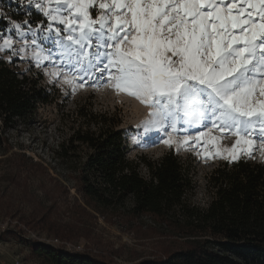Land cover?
Here are the masks:
<instances>
[{
	"label": "snow or ice",
	"instance_id": "6c2138e0",
	"mask_svg": "<svg viewBox=\"0 0 264 264\" xmlns=\"http://www.w3.org/2000/svg\"><path fill=\"white\" fill-rule=\"evenodd\" d=\"M33 6L46 23L12 21L0 33L9 63L31 46L36 66L48 61L74 77L65 83H107L148 107L143 135L163 133L159 142L191 146L205 159L233 163L259 152L264 160V0H29ZM226 135L236 140L221 148Z\"/></svg>",
	"mask_w": 264,
	"mask_h": 264
},
{
	"label": "rangeland",
	"instance_id": "374dc122",
	"mask_svg": "<svg viewBox=\"0 0 264 264\" xmlns=\"http://www.w3.org/2000/svg\"><path fill=\"white\" fill-rule=\"evenodd\" d=\"M28 5L29 0H0V33H6L12 21H34L32 29L41 21L46 23L42 14L34 6L29 10ZM13 42L19 50L22 41L13 37ZM43 46L46 50L55 49L51 40H43ZM9 55L8 51L0 52V58L6 62ZM32 55L33 48L29 46L25 59L14 56L15 62L10 64L22 75L40 78L48 97L37 104L26 123L0 134V264H49L33 247L38 244L53 247L56 239L61 243L54 246L57 249L90 254L113 264H134L161 257L164 249L180 248L182 239L173 236L166 224L160 225L150 217L132 219L122 208L96 210L88 205L75 179L80 164L90 153L87 146L75 144L77 149L69 161L61 159L56 151L62 145L68 146L70 138L79 130L97 129L92 119L81 116V112L118 114L117 128L126 139V157L140 164L141 175L149 177L142 158L157 161L173 150L182 162L191 166L194 190L186 200L200 208H207L212 202L209 178L226 160L205 159L198 154V149L178 143L169 147L159 142L163 133L153 131L143 135V129L138 126L148 117L149 109L139 100L118 93L107 83L97 87L65 83V76L68 80L74 79L70 73L48 61L38 67ZM55 71L61 72L59 77L50 75ZM183 128L187 131H178L173 136L175 141L193 132L196 125ZM178 129H182L180 124ZM212 135L219 133L213 131ZM235 140V136L226 135L220 147L230 148ZM158 152L160 155L156 156ZM255 155V159L245 156L240 159L264 164L259 152Z\"/></svg>",
	"mask_w": 264,
	"mask_h": 264
},
{
	"label": "trees",
	"instance_id": "16d2710c",
	"mask_svg": "<svg viewBox=\"0 0 264 264\" xmlns=\"http://www.w3.org/2000/svg\"><path fill=\"white\" fill-rule=\"evenodd\" d=\"M47 97L40 78L22 75L0 58V134L26 123ZM81 116L90 117L97 129L79 130L56 153L69 161L75 144L90 150L75 178L88 205L96 210L122 208L132 219L150 217L182 239L180 248L164 249L163 256L134 264H264L263 163L245 158L221 163L209 178L210 205L192 206L186 200L194 190L191 166L173 150L157 161L142 158L149 172L145 178L140 164L126 157L118 114ZM33 250L49 264H113L41 244Z\"/></svg>",
	"mask_w": 264,
	"mask_h": 264
},
{
	"label": "built area",
	"instance_id": "2783aa9c",
	"mask_svg": "<svg viewBox=\"0 0 264 264\" xmlns=\"http://www.w3.org/2000/svg\"><path fill=\"white\" fill-rule=\"evenodd\" d=\"M61 243L59 242L58 239L54 240L53 247L54 246H59Z\"/></svg>",
	"mask_w": 264,
	"mask_h": 264
},
{
	"label": "bare ground",
	"instance_id": "6f19581e",
	"mask_svg": "<svg viewBox=\"0 0 264 264\" xmlns=\"http://www.w3.org/2000/svg\"><path fill=\"white\" fill-rule=\"evenodd\" d=\"M155 155H156V156H159V155H160V153H159V152H158V153H155Z\"/></svg>",
	"mask_w": 264,
	"mask_h": 264
}]
</instances>
